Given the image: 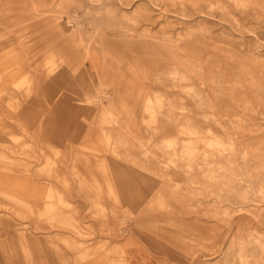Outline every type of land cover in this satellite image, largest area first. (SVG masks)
Wrapping results in <instances>:
<instances>
[{"label":"bare ground","instance_id":"1","mask_svg":"<svg viewBox=\"0 0 264 264\" xmlns=\"http://www.w3.org/2000/svg\"><path fill=\"white\" fill-rule=\"evenodd\" d=\"M50 1L4 0L5 9H0V31L26 23L23 30L30 32L19 35L21 28L12 30L16 42L8 49L0 50V204L22 209L27 216L31 214L35 225L37 222L64 224L80 233V222L72 215L62 213V209L72 208L68 198L72 195L71 184L75 180L76 193L92 204L94 217L104 224L109 220L106 211L114 221L124 225L131 220L133 209L140 211V217L149 218L153 207L175 209L186 214L195 210L210 221V225L197 228L202 234L201 241H218L221 227L230 228L236 224L239 231H243L231 239L233 245L224 254L235 257L236 261L230 264H250L251 258L254 264H264V233L255 228L246 230L249 222L244 223L241 219L247 215L257 226L264 227V129L257 126L255 131H247L244 126L245 119L253 117L254 113L264 115V61L259 63L260 77L241 68V87L248 83V91L239 95L222 88L221 83L226 80L211 73L213 67L209 65H218L221 61L217 49L214 54L212 46L207 48L196 41L182 39L172 42L163 34L145 42H125L129 36L122 34L125 38L122 37L121 43L96 40L93 45L83 47L80 31L66 30L63 26L56 27L59 37L65 40L66 47L61 49L52 40L47 43L52 27H55L54 19L46 14ZM30 34L47 43L43 55L36 59H32L35 54L31 56L32 46L26 42ZM89 82L92 85L85 84ZM72 83L70 96L79 106L66 107L60 103L65 123L59 125L53 115L46 119L42 128L39 127L45 132L46 140L42 144L48 152L44 154L47 167L39 174L55 180L62 187L42 189L36 187V175L30 172L31 154L36 151L30 143L10 135L8 120H11L12 113H26L18 94L24 92L22 97L25 99L38 85H42L39 93L45 91L46 102L54 114L58 111L55 110L59 107L56 100L60 95L51 88L58 89ZM146 84H161L171 93L148 89ZM230 99L239 103L240 115L231 109ZM103 102H107L106 105ZM191 103L195 108L190 107ZM194 109L207 110L204 118L222 134H215L211 126L204 131L196 121ZM136 112L147 129L164 134L156 149L166 160L163 167H147L130 154L129 149L123 148L125 140L121 135L114 140L111 131L104 128L111 124V118L131 120ZM14 122L22 130L29 128L20 118ZM128 122L126 127L133 128L134 124ZM68 129L72 130L63 138L61 131ZM66 139L80 143L73 148V157L69 155L72 148L64 144ZM17 141L22 144L20 149L12 145ZM56 144H64V149L55 147ZM85 152L97 158L95 169L103 183L92 171L81 172L76 167V161L86 156ZM142 152L145 158L156 157L148 150ZM120 162L129 163L133 169L126 171ZM171 168L180 171L184 180L172 179ZM135 176L142 184L146 179L153 180L154 185L150 188L154 191V203H144V197L135 186L138 185ZM105 200L109 201V208L102 204ZM41 202L43 205L38 206ZM120 206L126 209L122 215H119ZM15 222L12 215L0 210V238L2 234H12L14 239L12 250L8 248V240H0L6 264H12V258L16 256L26 264H128L125 250L129 246L140 244L148 249L152 246L151 240H143L136 234L123 237V244L114 241V238L120 239L122 233H127L125 228L119 227L92 248L64 238L66 251H61L56 244L40 243L35 233L39 227L30 222H16L17 225ZM169 224L177 229L182 227L175 220H170ZM252 244H256L258 252L251 250ZM49 248L55 256L54 262L47 255ZM217 253L216 249H208L202 258L209 259L203 262L208 263Z\"/></svg>","mask_w":264,"mask_h":264},{"label":"rangeland","instance_id":"2","mask_svg":"<svg viewBox=\"0 0 264 264\" xmlns=\"http://www.w3.org/2000/svg\"><path fill=\"white\" fill-rule=\"evenodd\" d=\"M4 7V0H0V9L4 10ZM46 12L55 21V27H52L47 43L52 40L61 49L66 47L65 40L59 37L56 27L62 28L64 26L66 30L71 31L75 29L80 31L83 47L93 45V42L96 40L99 42L121 43L123 36H129V40L127 37H123L126 39L124 40L125 42H145L166 34L172 42L182 39L196 41L199 45L207 48L212 46L214 48L212 53L214 54L215 49H217V53L221 56L220 64H207L213 67V72H211L213 76H222L226 80V82L221 83V87L228 89L230 92L240 95L241 92L248 91V83L244 87H241L243 85L241 68L244 69V72L252 71L259 75V77L262 72L259 70V63L264 61V0H181V2L161 0H51L46 8ZM131 20L136 21V23L134 24ZM25 25L26 23H21L13 27V29L1 30L0 50L8 49L16 42V35L12 30L21 28L19 35H25L26 32L30 33L23 30ZM31 34L30 36H28L29 34L27 35L26 42L30 47L32 46V49L30 48L31 56L35 54L32 59H36L43 55L47 43L43 42L44 39H40V37L37 39L36 35L34 37ZM122 34L124 35L121 36ZM83 47L80 48L81 51H83ZM46 84L49 86V83ZM85 84L92 85L90 82ZM39 86L42 85H38L25 99L22 97L24 92L20 93V95L18 94L23 89L18 90L19 92L15 91L18 94L17 98L20 105L26 110V113L15 112L10 115L12 117L11 120H8L11 126L10 135L13 138L20 139L21 142L30 143L31 148L36 151L31 154L33 157L30 158V172L36 175L34 180L36 187L48 189L53 186L62 189L61 185L55 180L40 176L41 174H39V171L47 167L48 163L44 157V154L48 153L46 151L47 147L42 144L46 140V135L41 128L46 119L53 115L59 125L62 126L65 123V113H63V106H60L61 104H64L66 107H78L79 105L70 96L72 95L73 83L70 86L61 85L62 87H58V89L51 88V90L59 92L60 95V99L58 97L56 100L59 101L57 104L59 107L55 109H58V111L53 114L51 106L46 102L45 91L43 90L44 94L39 93L41 91V87ZM53 86H56V84H53ZM145 87L171 93L170 89L165 88L161 84H146ZM3 98L9 100L5 96ZM228 101L231 109H234V112L240 115L242 111L238 107L239 103H235L232 99ZM106 103L103 102V105H106ZM190 107L195 108L192 103ZM96 112L95 116H98ZM194 112L197 113L196 121L201 124L204 131L206 127L211 126L215 134H222V131L218 127L213 126L210 123L211 121L204 118L207 110L194 109ZM140 116L136 112L131 120H123L121 118L114 120L111 118V124L105 125L104 128L111 131L110 136L114 140H118L121 135V138L125 140L123 148L129 149L130 154L143 161L147 167L155 169L163 167V163L166 160L163 158L162 153L156 149L159 148L158 142L164 134L153 133L147 129L141 122ZM19 118L21 122L27 126L29 125L27 130H22L19 126H15L14 121ZM128 121L130 124H134L133 128L126 127L125 124ZM244 126L247 131H255L258 128L257 126L264 129V115L254 113L253 117L245 119ZM70 130L72 129H68V131L62 130V134L64 133L62 137L64 138L67 134L69 135ZM256 133L258 134V132ZM7 138L9 139V137ZM21 142L17 141L12 143V145L14 148L20 149L22 147ZM64 144L72 148V152L69 153L71 157L74 156L73 150L77 148V145H80V143H73V141L69 140L64 142ZM64 144H56L55 147L64 149ZM143 150H148L152 154L155 153L156 157H143ZM85 154L86 156L76 161V167L81 172L92 171L98 177L99 182L103 183V178L99 176L100 174L95 169L97 164L95 160L97 158L89 152H85ZM106 161L109 162L108 160ZM120 163L122 166H125L126 171L133 169L127 162ZM171 169V174H173L172 179L184 180V176L180 171L176 172L173 168ZM134 181L138 184L135 186L139 190L140 195L144 197V203H154V191L150 188L154 185L153 180L146 179V183L142 184L139 177H136ZM71 185L72 195L68 199L73 205L72 208L62 209V213L64 215L66 213L72 215L80 222V233H76V231H73L69 226L64 224L37 222L35 225L32 222L35 219L31 214H29L31 216H27L22 209L9 205L5 207L3 204H0V210L12 215L16 219V222H30L34 227H39L38 230H35V233L40 243L47 246L50 243L56 244L61 251H66L62 241L64 238L69 239L71 242L76 241L82 247L92 248L105 238H109L110 234H113L119 227H123L127 230V233H122L123 236L120 239L114 238V241L123 244V237L127 238L129 234H136L137 237L141 236L143 240L144 238L149 239V241L151 240L152 245L151 249L140 244L129 246L125 250L130 262L128 264H197L198 262L199 264H205L203 262L204 259H209V257L202 258V256L208 253V249H216L218 253L210 257V261L208 260L206 264H230L232 261H236L235 257H226L224 255L230 246L233 245L231 239L238 237L241 232L243 233V231H239L240 227L236 224L230 228L221 227L218 230L219 240L214 242L201 241L202 234L198 232L197 228L210 225V221L206 220L201 214L198 215L195 210L186 214L175 209L169 210L153 207L149 218L146 216L140 217V211H134L133 209V213L130 216L131 220H127L124 225L114 221L110 212L106 211V216L109 220L104 224L103 221L94 217L95 209L91 206L92 204L85 197L76 193L77 184L75 180ZM105 201L102 204L104 207L109 208V201ZM43 202L38 206H42ZM125 210V207L120 206L119 215H122ZM26 216L27 218H25ZM140 218H143L141 222ZM241 219L244 223L249 222L245 226L246 230L255 228L256 231L264 233V227L257 226L256 222L252 221L251 218L250 221L247 215ZM170 220H175L182 227L180 226L181 228L177 229V226L170 225ZM16 222L15 224L17 225L18 223ZM17 227L21 228L20 226ZM12 237V234L9 236L8 234H2L0 238V240H8V248L10 250L14 249L12 248L14 247V239ZM183 237L185 239H182ZM192 238L196 240L192 241ZM218 246L220 247L219 249H217ZM252 249H254L253 252H258L256 244L251 245ZM48 250L47 255L54 262L55 256L53 255V251L50 248ZM113 256L117 258V255ZM5 261L6 258L2 255V250H0V264H6ZM11 262L12 264H26L22 262L19 256L12 258ZM250 264H254L253 258L250 259Z\"/></svg>","mask_w":264,"mask_h":264}]
</instances>
